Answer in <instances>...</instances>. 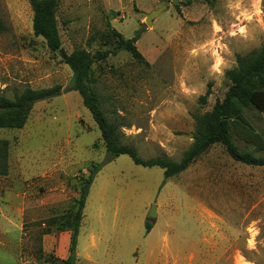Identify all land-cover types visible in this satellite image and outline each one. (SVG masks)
Returning <instances> with one entry per match:
<instances>
[{
	"label": "rangeland",
	"instance_id": "1",
	"mask_svg": "<svg viewBox=\"0 0 264 264\" xmlns=\"http://www.w3.org/2000/svg\"><path fill=\"white\" fill-rule=\"evenodd\" d=\"M61 48L51 52L33 31L29 0H0V94L61 86L39 101L9 141L0 174V264H64L71 237L51 219L77 209L90 169L75 253L102 264H264V166L236 162L215 144L187 170L165 180L164 169L111 157L91 112L74 90L66 57L111 49L110 24L147 61L127 51L96 61L91 86L122 141L144 160L180 162L197 132V116L212 110L231 83L226 72L264 46V0H58ZM165 3L152 27L142 13ZM208 93L206 103L201 97ZM264 135V119L245 111ZM241 149L264 158L233 131ZM151 205L157 219L148 220ZM152 223L147 231L146 223ZM51 233H45L47 229ZM96 240L93 247L90 234ZM69 250L66 259L59 254ZM151 250L153 253L151 254Z\"/></svg>",
	"mask_w": 264,
	"mask_h": 264
},
{
	"label": "trees",
	"instance_id": "2",
	"mask_svg": "<svg viewBox=\"0 0 264 264\" xmlns=\"http://www.w3.org/2000/svg\"><path fill=\"white\" fill-rule=\"evenodd\" d=\"M191 1V0H189ZM212 3L211 0H205ZM33 11V31L42 37L51 52L61 48V38L58 27V0H29ZM109 29L104 35L106 44L112 48L100 50L91 54L83 49H76L66 57V63L74 73V87L83 99L84 105L91 112L107 152L111 157L128 155L135 164L144 167H160L164 169L165 180L179 175L205 154L211 146L222 144L226 152L236 162L251 166H264V158L256 157L253 153L241 150L233 141V131L246 143L251 144L258 151L264 150V135L257 132L248 120L245 111L256 110L264 119V46L245 56H237V66L226 72L231 85L222 100H218L212 110L197 116V132L190 149L185 151L180 162H172L167 158L142 159L136 148L122 141L123 134L116 124L111 122L103 110L101 99L95 92L92 66L96 61L105 60L110 55L121 51L129 52L133 58L141 63H147L142 53L136 47L139 35L133 39H125L116 29L108 25ZM6 30L0 17V32ZM61 86L49 89L35 90L26 88L21 93H15L12 98L0 94V131L4 129H21L25 126L30 112L39 101L48 100L61 95ZM208 93L201 97L206 103ZM9 141L0 140V174H7ZM102 165H95L90 169L89 178L80 190V198L76 201L77 209L69 211L62 216L51 219L50 224L57 225L60 232H71L70 252L76 250L77 238L84 218L89 188ZM147 231H151L152 223H146ZM49 228L45 233H51ZM70 258L64 264H70Z\"/></svg>",
	"mask_w": 264,
	"mask_h": 264
},
{
	"label": "water",
	"instance_id": "3",
	"mask_svg": "<svg viewBox=\"0 0 264 264\" xmlns=\"http://www.w3.org/2000/svg\"><path fill=\"white\" fill-rule=\"evenodd\" d=\"M177 1V0H176ZM167 10V6L165 3H161L159 9L153 10L150 13H142L145 17L146 24L149 27H152L154 24L155 19L159 18L164 11ZM157 219V207L155 205H151L148 220ZM70 264H74L76 260V253H71Z\"/></svg>",
	"mask_w": 264,
	"mask_h": 264
},
{
	"label": "crops",
	"instance_id": "4",
	"mask_svg": "<svg viewBox=\"0 0 264 264\" xmlns=\"http://www.w3.org/2000/svg\"><path fill=\"white\" fill-rule=\"evenodd\" d=\"M87 203V202H86ZM65 239L68 241L69 238L71 237L70 233H65ZM90 240H91V244L94 247L95 246V234L91 233L90 234ZM153 253V250H151V254ZM67 255H69V250L63 251L62 253L59 254L61 259H66ZM246 264H250L249 262H245ZM74 264H102L99 263L97 260L93 259L90 255H86L85 258H79V253H76V260Z\"/></svg>",
	"mask_w": 264,
	"mask_h": 264
}]
</instances>
